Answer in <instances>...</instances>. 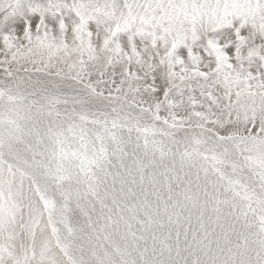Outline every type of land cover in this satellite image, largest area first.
Instances as JSON below:
<instances>
[{"label":"snow or ice","instance_id":"obj_1","mask_svg":"<svg viewBox=\"0 0 264 264\" xmlns=\"http://www.w3.org/2000/svg\"><path fill=\"white\" fill-rule=\"evenodd\" d=\"M0 264H264V0H0Z\"/></svg>","mask_w":264,"mask_h":264}]
</instances>
